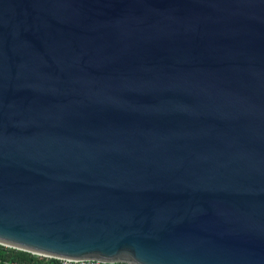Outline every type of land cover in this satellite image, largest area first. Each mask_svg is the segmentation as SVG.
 <instances>
[{
    "label": "water",
    "instance_id": "obj_1",
    "mask_svg": "<svg viewBox=\"0 0 264 264\" xmlns=\"http://www.w3.org/2000/svg\"><path fill=\"white\" fill-rule=\"evenodd\" d=\"M0 244L264 264V0H0Z\"/></svg>",
    "mask_w": 264,
    "mask_h": 264
},
{
    "label": "trees",
    "instance_id": "obj_2",
    "mask_svg": "<svg viewBox=\"0 0 264 264\" xmlns=\"http://www.w3.org/2000/svg\"><path fill=\"white\" fill-rule=\"evenodd\" d=\"M0 264H59V259L39 256L0 244Z\"/></svg>",
    "mask_w": 264,
    "mask_h": 264
},
{
    "label": "built area",
    "instance_id": "obj_3",
    "mask_svg": "<svg viewBox=\"0 0 264 264\" xmlns=\"http://www.w3.org/2000/svg\"><path fill=\"white\" fill-rule=\"evenodd\" d=\"M59 264H128L124 262H105L101 260L85 259V260H75V259H59Z\"/></svg>",
    "mask_w": 264,
    "mask_h": 264
}]
</instances>
